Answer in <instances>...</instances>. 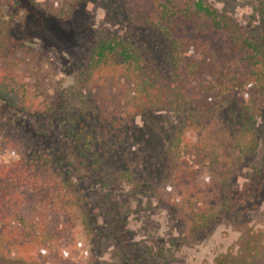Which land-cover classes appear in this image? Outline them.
<instances>
[{"label":"rangeland","instance_id":"1","mask_svg":"<svg viewBox=\"0 0 264 264\" xmlns=\"http://www.w3.org/2000/svg\"><path fill=\"white\" fill-rule=\"evenodd\" d=\"M34 1L35 5H29L26 0H0V45L6 42L8 48L21 50L8 59L0 53V67H17L37 108L35 113H24L0 100V112L18 120L23 130L12 135L9 146L6 134H0V162L10 164L20 153L28 155L33 149L37 153L42 144L54 162L60 160L63 180H73L80 189L82 201L71 200L83 208L74 209V214L50 211L43 219L33 203L24 205L20 213L13 214L15 220L2 238H13L15 246L17 229L28 241H40L47 252L31 260L16 246L6 252V244L0 250V264H264V94L260 84L253 85L251 72L255 70L243 61L247 54L229 46V33H212L217 47L210 57L215 69L203 80L187 84L188 99L197 94L200 101L208 89L201 88L214 85L211 102L216 104V114L196 130L187 128L188 137L175 163L183 175L166 157L158 164L156 160L162 148H168L169 131L186 124L188 114L150 112L122 120L118 132L100 137L96 129L103 128L102 117L131 109L124 104L134 87L125 79L86 87L82 82L94 44L105 37L130 40L149 59L164 62L169 44L147 19L156 16L158 4L167 0H82L76 5L73 0ZM208 1L245 33L264 27L257 10L264 0ZM242 101L258 112V143L255 154L238 159L239 149H234L231 139L230 111ZM91 105L96 107L94 115L86 112ZM77 133L82 138L93 134L103 139L97 144L99 170L92 153L79 145ZM31 135L37 140L35 147L30 146ZM209 166L218 170L210 172ZM165 168L171 182L163 188L161 180L156 182L162 184L163 194L155 197L151 178L162 179ZM257 169L262 171L259 180ZM118 171H132L136 176L133 181L118 180ZM218 171L229 172L237 195L249 188L252 196L217 221L208 220L195 234L192 209L220 212L215 194ZM140 177L143 184L139 188L136 180ZM63 186L64 194L72 192L66 183ZM42 220L46 222L40 224Z\"/></svg>","mask_w":264,"mask_h":264},{"label":"trees","instance_id":"2","mask_svg":"<svg viewBox=\"0 0 264 264\" xmlns=\"http://www.w3.org/2000/svg\"><path fill=\"white\" fill-rule=\"evenodd\" d=\"M81 1L73 0L72 5ZM26 2L29 5L36 4L34 0H26ZM261 5L262 8L257 10L264 22V2H261ZM158 6L160 7L157 8L156 16L153 18L148 14L145 16L149 17L148 22L163 34L169 44L165 61L158 63L149 59L130 40L122 37H105L94 44L90 59L82 74V82L86 87L99 82L106 83L108 80L125 79L134 87L133 91L127 94L124 104L125 108L130 107L131 109L127 112H117L116 115L111 112V114L102 117L103 128L96 129L101 133L100 137L106 136L108 132H118L124 125L123 121L127 122L126 120L150 112L166 111L176 116L188 114L189 121L186 124H180L169 131L168 148H162L159 158L156 160V164H158L166 157L167 163L176 168L177 157L181 154L183 142L188 137L187 131L189 130L187 128L191 127L196 130L203 124L204 119L215 117L216 114V104L211 102L214 85H205L201 88H208L205 92L203 91L204 97L201 101L198 100L197 94L188 99L189 94L187 93L188 83L203 80L208 71L211 72L215 69L210 56L213 55L217 45L215 46L211 40L212 33H229V46L247 54L243 61L250 64L251 68L255 70L251 72L254 76L253 85L260 84V91L264 94V27L245 33L233 18L223 13L208 0H181L180 2L167 0V2L159 3ZM180 35L185 38L182 39ZM9 41L12 42V40ZM5 43H1L0 53L5 55L6 59L20 54L19 48V50H15L13 47L8 48ZM1 66L0 100L20 112L35 113L37 108L30 99L26 82L17 75V67ZM226 83L228 84V82ZM226 83L223 84L226 85ZM95 108L94 105H91V108L86 112L90 110L94 115ZM123 115L127 117L125 118ZM230 117L233 125L231 139L234 140V149H239L238 159L244 158L245 155L255 154L258 143L255 130L258 118L256 108L251 103L238 102L237 106L230 111ZM16 131H23L22 124L20 125L18 120L6 117L0 112V134H6L5 141L8 146L12 144L11 138ZM81 132L83 133V131ZM82 133H77V139L79 142L81 141L79 145H82L85 152L92 153L90 157L96 160L95 168L99 170L100 158L97 144L103 139H97L93 134L82 138ZM32 144L34 147L37 145L34 136L30 140V146ZM106 144L108 149V143L106 142ZM38 149L37 153L35 149L30 150L28 155L20 153L19 159L10 164L0 162V250L7 244L6 252L10 253L16 246L17 250L31 260H34L40 253L47 252L40 241L37 239L28 241L29 238L17 232V229L14 231L19 237L15 246L13 238L9 236L5 239L2 238V234L7 232L8 226L15 220L13 214L20 213L19 209L22 210L24 205H29V203H33L32 208L35 210H41L40 215L43 219L50 211L74 214V209L83 208L81 203L75 204L82 201L81 196L78 195L80 189L76 183L73 180H63V175L58 168L61 165L60 160L54 162L48 152L43 149L42 144L38 146ZM86 156H88L87 153ZM212 162L215 163L214 160ZM46 165L50 168H42ZM209 168L210 172L214 169L218 170L212 166ZM165 169L166 173L161 176L163 180L156 175L151 178L155 183L154 191L152 190L155 197H161L164 183L171 182V180L169 181L170 172H167V168ZM176 169H181V174L184 175L182 168ZM193 175L198 177V173L194 172ZM249 175L251 176V174ZM261 175L262 171L257 169L255 177L259 180ZM135 176L136 174L132 171H118L116 174L118 180L133 181ZM215 177H217L215 184L218 189H215V194L221 204L220 212L211 213L192 209L191 218L195 234L205 228L208 220L217 221L218 216H222L229 209H235L237 205L244 203L245 199H250L252 196L249 188H246L240 196L237 195L238 193L235 191L237 186L230 185L231 175L229 172L218 171ZM159 180L162 181L163 186L162 184L157 186L156 182ZM63 183H66L70 190L72 189L68 195L62 191V188L65 187ZM142 184L140 177L136 180V185L140 188ZM249 185L248 182H245V186ZM44 187L45 191H41ZM56 190L60 192L53 195ZM54 198L55 200H53ZM71 199L76 202L73 203ZM51 203H53L52 207H50ZM45 222L42 220L40 224Z\"/></svg>","mask_w":264,"mask_h":264}]
</instances>
